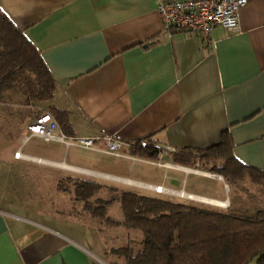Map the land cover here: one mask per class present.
I'll return each mask as SVG.
<instances>
[{"label":"crops","instance_id":"crops-1","mask_svg":"<svg viewBox=\"0 0 264 264\" xmlns=\"http://www.w3.org/2000/svg\"><path fill=\"white\" fill-rule=\"evenodd\" d=\"M158 1L0 0V11L34 45L55 82L38 111L17 108L18 123L27 130L53 107L65 115L68 132L50 115L65 137L95 140L87 149L21 133L18 157L0 154V264H124L89 245L97 240L87 231L99 237L108 223L71 189L60 190L61 181L99 187L93 205L106 191L104 200L131 192L229 206L236 203L222 176L172 159L176 151L221 143L239 163L264 173V0H247L237 32L216 27L205 41L166 31ZM109 137L121 144L116 155L103 151ZM147 139L159 148L154 160L130 153V142ZM16 174L21 186L29 177L35 188L25 201L20 196L32 186L23 183L20 195L7 188ZM44 186L78 206L66 213L50 199L42 204ZM114 202L105 217L120 225L107 216Z\"/></svg>","mask_w":264,"mask_h":264},{"label":"trees","instance_id":"trees-1","mask_svg":"<svg viewBox=\"0 0 264 264\" xmlns=\"http://www.w3.org/2000/svg\"><path fill=\"white\" fill-rule=\"evenodd\" d=\"M54 90L55 82L37 49L0 11V103L17 104L16 95L21 105L35 106L38 111L42 107L39 104L51 99ZM10 93L16 94L6 101L4 95ZM44 111L56 119L60 130L68 132L63 113L53 107ZM8 112L12 115V110ZM129 146L130 153L148 159H156L159 153L149 139L130 142ZM172 159L179 165H207L209 172L222 176L229 188H259L258 205L231 204L214 209L131 192H111L107 200L97 199L93 205L91 198L99 187L69 181L58 186L60 190L71 189L86 210L105 223L118 225L106 218L105 212L111 202L120 203L122 225L142 236L137 250L130 243L111 250L124 264H249L253 260L264 264V173L239 163L227 143L207 151H176Z\"/></svg>","mask_w":264,"mask_h":264},{"label":"rangeland","instance_id":"rangeland-1","mask_svg":"<svg viewBox=\"0 0 264 264\" xmlns=\"http://www.w3.org/2000/svg\"><path fill=\"white\" fill-rule=\"evenodd\" d=\"M13 94H16V93L5 94L4 98L6 99V101L13 100L11 98ZM14 98H16V100H14V102L17 104H14L12 101L7 102V103H4V102L0 103V154L1 155H9L10 153L15 155L16 152H14V147H15L14 144L20 138L21 133H23L22 135H24V134L29 135L28 130H26V128H25V130H23V127L21 126V124L23 122L18 123L19 119L17 117L18 116L17 114L19 112H18L17 107H20L19 105H21V101L19 98L16 97V95L14 96ZM46 104H48V101L42 102L39 105L45 106ZM29 107L32 108L31 113L33 112L34 109H36L35 106L30 105ZM9 110H12V113H11L12 115H9V113H10V112H8ZM35 111H37V109ZM23 125H25V124H23ZM6 171L8 172L9 169H7ZM13 177H16V178L13 180H9L7 182V188L11 189L13 192H15L18 195L22 194L21 189H23V183L27 184L26 189L30 188L29 186H32L29 183V181H30L29 177H27V179L22 181V186L19 184V182H20L19 176L16 174ZM32 188H33V186H32ZM44 188H45V190L40 188V191L42 193L40 195V197H41L40 201L42 204L44 202L45 205H48V201L50 199V200H52V202L55 203V205H57L58 207L60 206L61 209L64 208L63 210L66 213L68 211V207H70V208L74 207L75 208L78 206L73 201H72V204L70 203V201H69L70 196L68 197L67 194L59 193L57 191H54V192L46 191L48 186H44ZM244 188H248V189L244 190ZM34 191H35V188H33V189L30 188L27 191H24V194H22V196H20V199L22 197L23 198L22 201L27 200L24 198H26L27 196L31 197V194H33V196H34ZM223 191H224V193L226 192L225 188H223ZM48 192H49V194H47ZM102 193H103L102 198L106 199L108 196L106 191H102ZM257 193H259V188H256L253 186L249 187L247 185H244V187L238 185L236 188H233V187L230 188L229 197L231 199V202H234L236 204H245L247 206L254 207V206L258 205ZM183 202H185V201H183ZM186 203L194 204V205H198V206L206 207V208H214V209L215 208L225 209L228 207L227 205L219 206V205L206 203V202L199 203V202H190V201L188 202L187 201ZM107 216H111L113 219L120 221V222L123 221V213H122L121 207H120L118 202H114L112 204V207L108 208ZM110 225L111 224L108 223L107 225H103L102 227L99 228L101 230L99 237L94 236L87 231V236H90V237L95 238L97 240L96 243H92L93 241H88L89 245L94 249H98V248L103 249L105 260L108 261L111 259L118 258L114 254L110 253L112 249H117V248L125 246L129 243L131 244V246L133 247L134 250H137L140 247V240H141L142 236H141V233L139 231L130 230V233L128 234L126 228L122 224L117 225V226H112V225L110 226ZM79 239H81V237H79ZM118 259H120V258H118ZM120 260H122V259H120ZM249 264H255V260L251 261Z\"/></svg>","mask_w":264,"mask_h":264},{"label":"built area","instance_id":"built-area-1","mask_svg":"<svg viewBox=\"0 0 264 264\" xmlns=\"http://www.w3.org/2000/svg\"><path fill=\"white\" fill-rule=\"evenodd\" d=\"M246 3L247 0H159L156 12L166 31L184 30L205 41L209 38L211 30L216 27L232 33L237 32L239 13ZM27 130L30 135L45 141L55 140L87 149H93L95 146V140L90 138L65 137L48 113L37 117ZM120 145V142L106 138L103 151L116 155ZM14 156L18 157L19 152ZM152 191L157 194L164 193L162 187H153Z\"/></svg>","mask_w":264,"mask_h":264},{"label":"bare ground","instance_id":"bare-ground-1","mask_svg":"<svg viewBox=\"0 0 264 264\" xmlns=\"http://www.w3.org/2000/svg\"><path fill=\"white\" fill-rule=\"evenodd\" d=\"M190 198H192V197H190ZM198 200L203 201V202H206V203L216 204V205H219V206H225V205H227L226 203H222V202H215V201L203 200V199H198Z\"/></svg>","mask_w":264,"mask_h":264},{"label":"clouds","instance_id":"clouds-1","mask_svg":"<svg viewBox=\"0 0 264 264\" xmlns=\"http://www.w3.org/2000/svg\"><path fill=\"white\" fill-rule=\"evenodd\" d=\"M50 115V114H49Z\"/></svg>","mask_w":264,"mask_h":264}]
</instances>
